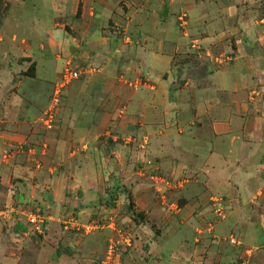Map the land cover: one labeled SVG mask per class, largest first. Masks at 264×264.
Returning <instances> with one entry per match:
<instances>
[{
    "label": "rangeland",
    "instance_id": "rangeland-1",
    "mask_svg": "<svg viewBox=\"0 0 264 264\" xmlns=\"http://www.w3.org/2000/svg\"><path fill=\"white\" fill-rule=\"evenodd\" d=\"M38 5L41 14L36 31L20 33L33 41L31 56L7 48L6 33H1L0 71L13 60L31 59L21 76L33 77L36 69L40 73L49 70V76L37 81L39 88L32 94V86L19 75L17 91L23 94L25 111L0 105V212L4 215L0 227L37 236L44 241L42 248L50 246L60 253L67 252L60 244L62 239L75 236L77 247L64 256V264H264V238L257 232L264 230L259 196L253 194L237 205L233 197L211 194L208 177L186 167L175 172L166 162L183 159L194 167L189 139L209 137L208 119H213L209 112L216 116L224 108L222 103L232 110L245 108L253 128L247 139L258 138L257 127L264 128V0H40ZM98 8L104 16L110 12L115 25L108 19L98 30L93 28L92 36H86ZM112 28L119 32L113 39L117 46L113 53L100 32ZM159 66L158 78L147 81L143 74ZM136 69L141 77L133 75ZM69 70L77 72V78L64 84L62 76ZM107 74L108 80L104 79ZM232 88L241 93L215 97L222 103L210 101V108L208 97L191 95L195 90ZM139 90L167 91V127L159 129L160 146L155 141L147 156L140 152L139 160L130 153L129 165L119 175L105 160L111 156L112 138L126 146L124 136L150 137L143 123H150L151 118L158 122V116L144 105L148 99L144 93L130 97ZM18 120L30 126L26 138L34 137L44 151L42 158L32 162L35 174L83 169V122L100 123L104 131L98 140H108L109 146L103 145L105 156L101 157L94 137L92 172L83 173L79 184L85 187L90 181L94 191L96 185H110L102 194L83 199L81 210L58 205L63 195L59 192L41 191L40 199L18 200L12 164L28 145L14 139L18 133L23 135ZM160 149L166 158L155 164ZM132 159L138 161L133 171ZM38 174L33 178L35 189L45 190L47 185H40L44 178ZM244 179L246 195L253 193L257 176ZM134 185L141 188L137 199L148 207L150 219L135 207L130 193ZM31 214L40 216L41 229L27 222ZM170 219L178 224L169 229L168 236L181 253L178 261L165 252L150 250L147 242L148 236L158 235L161 226L170 225ZM145 223V228L137 229ZM47 228L55 233L48 241L42 237ZM52 256L45 253L44 262L53 264Z\"/></svg>",
    "mask_w": 264,
    "mask_h": 264
},
{
    "label": "crops",
    "instance_id": "crops-1",
    "mask_svg": "<svg viewBox=\"0 0 264 264\" xmlns=\"http://www.w3.org/2000/svg\"><path fill=\"white\" fill-rule=\"evenodd\" d=\"M38 1L40 0H0V6H3V9L0 8V39L1 33H6L5 41L7 43V48L19 50V53L24 55V57L32 55V48H34V46L32 40L22 38L20 33H33L36 31L35 26L38 24V16L41 14L39 13L41 9L38 5ZM53 9H55L54 6ZM98 9L99 13L96 14V18H93L92 24L89 25L91 26V29L89 28L87 30L86 36H92V31H94L93 28L98 30L100 27L98 25H106L108 19H111L112 23L115 25L112 18L113 15H110V12L106 11L107 14L104 16L102 15L104 12L102 11L103 9ZM46 12L47 14L50 13V11L47 10ZM100 32L103 33V38H105L111 45V52L113 53V49L117 47L113 39L117 36V33H119L118 30L112 28L111 31L100 30ZM29 49L30 51H28ZM27 60H24L23 62L13 60L9 66L6 64V68L0 71V90H2L3 93V100L0 105H5L2 107L7 110L12 111L15 107V110L19 113L25 111L23 110L25 109L22 97L23 94L20 93V91H17V84L20 82L19 78L21 73L25 71L29 63H32L31 59ZM136 70L137 73H133V75L141 77L142 74L138 69ZM35 71L36 72H34L33 77L21 76L22 79H26V84L28 83V85L30 84L32 86V94H35L36 90L39 88L37 81L40 78L46 79L49 76V70L44 73H40L37 69ZM158 72H162L161 66L148 73L145 72L143 75L147 81H153L158 78ZM109 74L105 75L104 79H110ZM232 92H234V94L241 93L238 92V88H232L229 90L204 89L195 90L191 95L195 98L201 94L208 97L206 103L210 108V101L213 104H220L221 102V100H216L215 97H220V95L233 96L231 94ZM141 93H144L145 97L148 98L144 101V105L151 108V114L158 116V122L151 118L152 121L150 123H143V127L151 133V136H124L122 140L125 141V138H127V141H125L126 146H122L118 141L116 142V137L112 138V141L110 140L111 156H105V147H103V145L105 144L106 146H109V141L107 140V142H104L102 139L98 140L97 136L101 135L104 131L101 128L100 123H97V121L93 123L90 121L83 122V169L75 168L71 171H61L59 173H54L51 170L49 174H35L36 170L31 168L34 166L32 162L36 161L39 157L42 158L44 151H42L39 147V144H37L34 137H29L28 139L26 138L27 135L25 134L29 133L30 126L27 123L22 124L18 120L19 122H16V125L20 128V132L23 133V135L18 133L15 135L14 139L16 141L22 140V143H28V145L26 144V148L20 152L21 154L18 153L17 156L14 157L16 158V163L12 164L13 174L11 178L15 177L17 178L16 180H18L15 184L17 185L16 190L18 192V200L23 201L28 198L40 199V197L43 196L40 195L41 191L44 194L59 192L63 195L62 199L60 198L58 205L64 206L65 209L69 207H77L81 210L83 209V199H87L88 201V199H92V197H94L97 193V195L100 193L102 194L104 192V188L110 185L108 182L102 184L103 188H99L96 183H94L96 185L95 191L92 189L91 185H93V183L90 181V183L87 181L85 187L79 184V178L83 176V173L88 174L92 172L90 162L92 161L91 157H93V155L90 149L94 146V137L97 144V147L95 148H98L101 157L105 156L107 163L109 162L112 167L116 169V173L119 175H121L120 171L123 169L124 165H126L127 159L130 158V153L135 155V157L138 155L137 160L141 158L140 152H145L147 156L150 148L149 146L153 145L155 141V144L159 145L161 137L159 135V129H165L167 127L166 121L170 102L167 91L161 90H139L131 93L130 97L137 98V95ZM222 104L224 108L220 107L216 116H213L209 112V117H213V119H208L209 137L202 140L195 139L193 137L189 139L191 145L189 150L196 162L194 167H188L186 161L183 159L180 161L166 159V162L169 163L168 166H172L175 169V172H179L180 167H186L187 170L193 171L195 175L208 177L210 182L209 191L211 194H222L228 196L227 198L229 199H232L233 197L237 205L244 203V201H249V197H253V194H257L259 196L258 200H262L261 207L264 208V128L257 127L259 129L258 138L248 141L247 136L249 130H253V128L248 125L246 109L243 108L242 111L240 109L238 111L234 108V110H232V107H229L228 104ZM12 105L14 107H12ZM9 124H12V122ZM16 125H13L12 128L17 129ZM194 127L197 128L196 125H194ZM132 129L134 130V128ZM154 135H157V137H154ZM6 138H10V136H6ZM255 146L258 147L257 150H254ZM249 150L253 153L247 155L246 152H250ZM74 153L75 152H73V154ZM112 153L114 154L112 155ZM51 154L54 158H56V152L52 151ZM146 158H142V160ZM164 158L166 157L163 154L162 149H160L154 160L157 161L155 164H159V162H162ZM7 159L10 160L11 158L8 157ZM132 160L134 162L130 167L133 171L134 169H137V165L135 167V163H138V161L134 159ZM9 171H11L10 168ZM37 174L40 175L39 177L44 178V181H42L40 185H43V187L47 185L45 190L35 189L33 178ZM252 175H256L258 181L254 192H249L248 196L245 192L244 178ZM217 186H219V188H217ZM76 189H78V193L75 192ZM98 189L99 191L97 192ZM140 190L141 188L138 185L130 187V193L134 199L135 207L139 210H143L149 218L148 207L145 204L139 203L137 199ZM72 192L74 194L71 195ZM76 194L77 196H75ZM147 225V223L143 226L140 224L137 226V229L145 228ZM177 225L178 224L175 223V221L170 219V225L167 223L164 226H161L158 235H153L152 232L149 231L150 235L152 234L147 238L150 250L155 252H165L170 257L176 258L178 261L181 253L179 249L173 248V244L171 242L173 240L168 238L170 235L169 229L175 228ZM222 228L226 230L227 227L224 226ZM217 229L218 227L216 230ZM257 232L259 233L260 238H264L263 229L260 230V228H258ZM53 235H55L53 230H48L47 228L42 237L48 241L53 239ZM60 235L64 234L60 233ZM259 237L256 236L254 238L258 239ZM58 238L60 237L57 236L56 239ZM63 239L65 240L63 241ZM63 239L60 244L64 245L63 248L66 249L67 252H59V255H56L57 250L55 248L50 246L42 248L41 245L44 241H40L37 236L31 238L29 234L17 233L12 228L0 227V264H51L50 262H44L45 258H43V256L45 253L46 256L53 255V264H64V256H69L70 251H74L76 249L78 239H76L75 236L70 237L68 235ZM151 256H154V254ZM69 261L74 260L69 259Z\"/></svg>",
    "mask_w": 264,
    "mask_h": 264
},
{
    "label": "built area",
    "instance_id": "built-area-1",
    "mask_svg": "<svg viewBox=\"0 0 264 264\" xmlns=\"http://www.w3.org/2000/svg\"><path fill=\"white\" fill-rule=\"evenodd\" d=\"M77 78V72L75 71H65V73L63 74L62 76V80L64 81V84H66L67 82L69 81H73ZM53 102H56V99L53 101ZM50 109H48V111H50ZM3 213L0 212V219H2L3 217ZM27 222L34 225L35 228L38 230V229H41L42 228V220L40 218V216L38 215H34V214H31L27 217Z\"/></svg>",
    "mask_w": 264,
    "mask_h": 264
},
{
    "label": "trees",
    "instance_id": "trees-1",
    "mask_svg": "<svg viewBox=\"0 0 264 264\" xmlns=\"http://www.w3.org/2000/svg\"><path fill=\"white\" fill-rule=\"evenodd\" d=\"M56 255H59V251H56Z\"/></svg>",
    "mask_w": 264,
    "mask_h": 264
}]
</instances>
